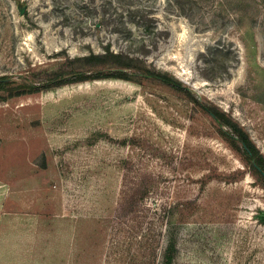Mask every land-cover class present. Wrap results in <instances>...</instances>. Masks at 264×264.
<instances>
[{
	"label": "rangeland",
	"instance_id": "1",
	"mask_svg": "<svg viewBox=\"0 0 264 264\" xmlns=\"http://www.w3.org/2000/svg\"><path fill=\"white\" fill-rule=\"evenodd\" d=\"M107 49L130 80L31 88ZM1 76L0 264H264V188L202 107L264 155V0H0Z\"/></svg>",
	"mask_w": 264,
	"mask_h": 264
},
{
	"label": "trees",
	"instance_id": "2",
	"mask_svg": "<svg viewBox=\"0 0 264 264\" xmlns=\"http://www.w3.org/2000/svg\"><path fill=\"white\" fill-rule=\"evenodd\" d=\"M121 55L114 53L109 49L105 50L102 54H90L88 56H81L75 59H68L67 65H71L72 62L82 61L84 64L92 68L91 73L82 71H72L66 73L64 65L57 70L45 71L40 79L38 86H31L35 90H49L55 87H61L64 85L84 82L87 80H101V79H123L130 80L129 74L125 72L123 67H127L121 60ZM65 64V63H64ZM107 65H114L115 70L105 72ZM142 71V75L151 77L154 80L166 85L170 89L178 93H185L192 101L198 103V100L191 96L187 88L183 87L178 81L170 78L166 74L160 72L151 71L146 68H139ZM6 77H0V95L6 90ZM4 97V96H3ZM204 112L215 119L220 126H224L227 130L217 128L220 136L225 140L228 146L238 153L239 158L250 170L251 174L259 181L260 185L264 188V155L259 151L254 142L249 137L248 133L240 126L231 116L218 109L217 107L202 105ZM133 201L128 202L126 208H131Z\"/></svg>",
	"mask_w": 264,
	"mask_h": 264
},
{
	"label": "bare ground",
	"instance_id": "3",
	"mask_svg": "<svg viewBox=\"0 0 264 264\" xmlns=\"http://www.w3.org/2000/svg\"><path fill=\"white\" fill-rule=\"evenodd\" d=\"M94 81H101V80H94ZM104 81V80H103Z\"/></svg>",
	"mask_w": 264,
	"mask_h": 264
}]
</instances>
